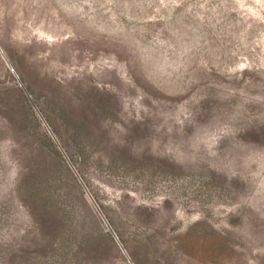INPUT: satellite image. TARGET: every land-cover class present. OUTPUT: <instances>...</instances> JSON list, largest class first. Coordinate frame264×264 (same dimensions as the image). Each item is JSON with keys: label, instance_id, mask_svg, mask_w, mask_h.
Listing matches in <instances>:
<instances>
[{"label": "rangeland", "instance_id": "rangeland-1", "mask_svg": "<svg viewBox=\"0 0 264 264\" xmlns=\"http://www.w3.org/2000/svg\"><path fill=\"white\" fill-rule=\"evenodd\" d=\"M0 264H264V0H0Z\"/></svg>", "mask_w": 264, "mask_h": 264}]
</instances>
